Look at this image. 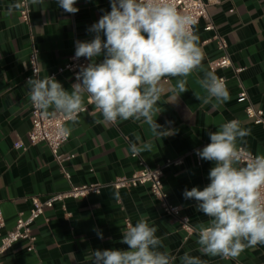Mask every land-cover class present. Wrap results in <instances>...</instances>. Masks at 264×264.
<instances>
[{"label":"crops","instance_id":"obj_1","mask_svg":"<svg viewBox=\"0 0 264 264\" xmlns=\"http://www.w3.org/2000/svg\"><path fill=\"white\" fill-rule=\"evenodd\" d=\"M208 2V0H203ZM18 0H0V209L5 228L11 230L20 215L27 217L30 199L45 201L49 197L67 192L72 186L100 184L104 187L99 196L88 199L67 200L45 210L44 217L32 226L36 238L33 252L28 243L18 242L1 259V264H92L96 249L126 248L120 243L125 222L131 224L141 217L157 227V236L164 247L181 264L185 252L199 256L205 264H264V245L248 248L233 259L210 257L198 251L197 226L208 217L196 210L194 200H185L183 191L210 181L211 162L196 161L188 157L178 168L164 171L163 185L170 203L181 209L193 234L188 236L179 222L166 216L147 187L115 191L107 185L117 178L130 177L139 169V162L153 169L167 160H174L210 142L208 132L218 130L229 120H238L242 127L251 130L241 147L253 155L264 154V130L249 121L244 104L237 102L238 82L232 70L223 72L228 79L229 99L219 107L213 100L203 104L196 96L206 95L200 85L209 62L218 58L214 34L224 38L234 68H242L239 75L250 104L264 113V0H212L208 16L215 32H204V22L194 27L199 47L205 57L202 67L186 79L188 91L178 100L172 89L178 78H168L165 92L158 103L160 113L154 116L157 123L173 130L172 135L154 136L147 124L133 120L100 123L101 114L85 100L86 110L80 113L71 127L68 142L61 148L64 156L74 158L58 166L44 144L29 146L31 115L28 89L24 79L29 74L28 58L32 46L38 49L39 78H45L74 55L76 40L93 37L87 29L105 11H110L109 0H77L79 12L70 14L60 8L56 0H44L41 5L30 2V23L19 19ZM70 90L72 80L64 74L56 78ZM52 116V115H50ZM56 116V115H55ZM152 143L151 151L132 155L130 143ZM21 142L22 150L14 145ZM62 170L70 176L69 182ZM117 195L119 198H117ZM64 207V208H63ZM98 228L103 239L93 230Z\"/></svg>","mask_w":264,"mask_h":264},{"label":"clouds","instance_id":"obj_2","mask_svg":"<svg viewBox=\"0 0 264 264\" xmlns=\"http://www.w3.org/2000/svg\"><path fill=\"white\" fill-rule=\"evenodd\" d=\"M41 5L44 0H30ZM65 12L76 14L77 0H56ZM105 11L87 31L90 40H76L74 59L84 58L75 83L65 89L55 76L29 77L25 87L31 103L46 115H62L76 123L86 110L85 100L101 114L100 123L133 120L147 124L154 136L172 135L173 130L157 123L158 103L165 92L164 82L178 78L172 91L176 101L186 88L187 77L202 67L205 54L195 32L196 20L181 13L175 0H109ZM15 8L23 7L16 3ZM206 95L196 98L203 104L213 100L219 107L229 99L226 82L212 72L200 80ZM71 127L62 125L59 134L68 137ZM250 129L238 120L209 131L210 142L195 149L201 160L211 162L209 183L202 189L185 188V200H194L196 210L208 217L197 226L198 251L210 257L237 258L248 248L264 245V154L242 150ZM130 143L132 155L152 150L151 141ZM117 198L118 195H117ZM98 238L103 233L93 229ZM158 229L141 216L129 223L120 243L126 248L96 249L92 264H175L176 257L164 247ZM181 264H205L199 256L185 252Z\"/></svg>","mask_w":264,"mask_h":264},{"label":"built area","instance_id":"obj_3","mask_svg":"<svg viewBox=\"0 0 264 264\" xmlns=\"http://www.w3.org/2000/svg\"><path fill=\"white\" fill-rule=\"evenodd\" d=\"M212 0L204 2L203 0H175L176 7L181 13L192 15L196 25L200 22H204V32L213 33L215 27L208 16V7ZM18 3H23V7L19 8V19L26 25L30 23V0H18ZM211 41L215 43V49L218 53V58L209 62L208 70L219 78L223 79L227 84V78L223 75V72L232 70L235 79L238 82L239 93L237 95V102L244 104V113L246 118L251 121L255 126H259L264 130V113L261 110L255 109L249 102L248 95L244 89L239 75L244 71L242 68H234L229 52L228 44L226 40L217 34H214ZM38 54L37 48L32 46L28 62H29V74L24 79L25 83L29 77H33L34 74L39 77L40 71L38 68ZM88 63L84 58L79 60L74 59V55L69 57L65 64L58 67L49 76H58L67 74L70 76L72 83H75V75L79 71V66ZM91 104V103H89ZM30 115H31V130L28 134L29 146H36L38 144H44L48 148L54 162L58 166H62L65 162L74 158L73 155L64 156L61 153V148L68 142V137H63L59 134V128L62 125H66L69 121H66L62 115L50 116L44 114L41 110L37 109L30 101ZM85 112V111H84ZM83 113V112H81ZM207 144H203L196 149L203 148ZM24 145L18 142L14 145L15 150H22ZM243 150V149H242ZM245 151V150H243ZM246 152V151H245ZM191 157L196 161L197 166L201 165V159L195 154V150L184 154L174 160H167L163 164L156 166L153 169L147 168L142 162H139V169L130 177H121L115 179L108 184V187L113 188L119 192L122 190H130L138 187H147L151 197L159 204L160 210L169 217L176 219L181 229L188 235L193 234L192 228L188 225L187 220L181 217V209L179 206L169 202L164 190L163 178L164 171L167 168H178L184 164L186 158ZM62 175L69 182L70 176L67 172L62 170ZM106 187L100 184H89L81 186H72L67 192L53 195L41 201L38 198L30 199V210L27 217L20 215L16 220L14 227L6 231L3 235L1 232L5 228L3 215L0 209V264L1 259L5 256L15 244L21 241L28 243V252H33L36 238L32 234L33 224L44 217L45 210L53 208L55 204H63L67 200H79L88 199L93 196H99L101 190ZM64 208V207H63ZM129 224L125 222V227Z\"/></svg>","mask_w":264,"mask_h":264}]
</instances>
